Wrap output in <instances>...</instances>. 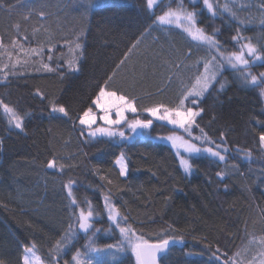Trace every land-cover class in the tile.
<instances>
[{"label":"trees","instance_id":"obj_1","mask_svg":"<svg viewBox=\"0 0 264 264\" xmlns=\"http://www.w3.org/2000/svg\"><path fill=\"white\" fill-rule=\"evenodd\" d=\"M169 2L163 0V4ZM211 2L221 8L227 4L229 11L210 16L200 0L195 4L184 0V5L199 14V26L209 34L218 30L217 39L226 48L236 49L231 38L239 30L264 49V0ZM148 23L144 0H0V39L5 45L11 48L9 40L27 36L25 47L39 44L45 58L52 56L44 62L60 66L52 73L22 65L11 74L0 71V99L27 114L21 131L10 127L0 110V258L20 264L22 245L35 241L42 264H54L51 243L75 221L64 188L68 178L76 182L73 195L77 201H90L95 209L94 228L101 229L94 237L98 247L120 238L107 219L103 204L107 195L146 238L155 240L166 229L178 240L182 237L161 264H219L209 250L216 248L229 257L241 251L247 264L259 251L258 241L264 236V149L259 144V134L264 132V96L258 87L244 85L237 73L225 70L223 90L216 84V90L200 101L204 112L197 123L218 143L223 133L229 152L225 162L207 156L193 159L190 174L183 172L169 143L158 139L173 131L166 123L154 120L145 135L123 141L89 140L80 136L75 117L52 119L47 102L36 95L39 88L48 97L80 110L90 105L99 85L115 71L109 83L135 97L138 107L175 103L191 77L186 54L191 49L192 58L198 46L175 27H157L141 37ZM138 37L141 43L129 53ZM77 43L82 55L75 48ZM126 53L128 59L117 69ZM69 60L78 64L79 71L69 69ZM5 63L9 61L0 58V66ZM174 64L183 67L177 70ZM251 70L264 72V62ZM141 116L150 118L146 113ZM176 132L186 136L182 130ZM193 135H200L199 128L193 129ZM249 150L251 155L245 159ZM54 152L65 157L58 161L66 165L64 174L46 167ZM121 152L127 163L126 177L120 176L115 164ZM218 172L225 173L222 180ZM87 243L88 236L80 233L56 260L75 264L71 255L77 249L83 252ZM189 252L195 255L189 258L185 255ZM95 256L111 259L104 253ZM116 259L134 264L130 252Z\"/></svg>","mask_w":264,"mask_h":264},{"label":"snow or ice","instance_id":"obj_2","mask_svg":"<svg viewBox=\"0 0 264 264\" xmlns=\"http://www.w3.org/2000/svg\"><path fill=\"white\" fill-rule=\"evenodd\" d=\"M210 16L218 15L219 11H229L227 4L223 7L217 4L215 7L211 0H200ZM190 3L195 4L196 0H190ZM261 10H264V4L261 5ZM144 11L147 14L149 23L141 33V37L150 33L154 28L175 27L185 34L191 41L195 42L198 47H203L208 52V56L196 62V72L190 78L189 83L184 85L177 101L171 105L164 103H155L151 106L143 105L138 107V101L135 97L130 96L127 92L120 88H114L109 83L112 81L116 72L113 71L107 77L103 84L99 85L98 92L91 99V103L86 108L77 110L63 103L57 97H48L39 88L36 89V95L42 101L47 102L48 113L52 119L69 120L75 117V122L80 126V136L87 137L89 140L102 141L110 140H127L132 137L126 134L125 129L129 130L134 135H140L144 130L151 129L153 121L166 122L172 126L173 131L167 136L158 137V139L166 140L175 150L179 164L186 174H190L193 170L192 160L207 156L214 158L218 162H225L228 155V147L226 146V138L223 133L219 137V143L212 139L200 128L197 123V118L201 117L204 109L199 107L200 101L210 90H216L214 86L219 84V90H223L224 84L223 72L231 70L237 73V78L240 79L246 86L258 87L260 95L264 96V72L258 74L251 72V67L257 61L264 62V49H258L248 37H244L237 30L232 36V41L237 45L235 50L228 49L224 44L217 39L218 30H214L209 34L203 27L199 26L198 13L195 10H189L184 5V0H179L173 6V0L163 4V0H144ZM159 11V14L157 12ZM43 17L44 13H40ZM23 41V42H21ZM29 38L27 36L20 37L18 40H9L11 48H8L4 41L0 39V58L7 59L9 63L0 66V71H5L6 75L11 74L17 65L36 66V71H44L48 73L58 71L57 67H53L50 63H45L44 60H52V56L46 58L43 55L44 48L37 44L35 47H25ZM51 43V40L48 41ZM141 43V38H137L128 49L130 53ZM76 49L80 50V55L83 54L81 45L77 43ZM52 48H48L51 52ZM15 53V56H14ZM191 49L186 54L187 59H191ZM23 57V59L21 58ZM128 59L126 53L124 58L119 61L116 68H121ZM37 61L39 64L37 65ZM70 70L79 71L78 64L74 60L67 61ZM177 70H180L182 64L173 65ZM0 110L6 117L7 122L13 128L24 130V120L26 113L18 110L15 106H11L3 99H0ZM146 113L148 117L140 118V113ZM132 114V118H129ZM199 128L200 135H193V129ZM176 130H182L185 135H178ZM187 137V138H186ZM259 144L264 149V132L259 134ZM238 151H243L238 149ZM245 159L251 155L250 150L245 152ZM65 157L58 153H53L52 159L47 162V169L53 170L56 173L64 174L66 165L58 163L63 161ZM115 164L119 168V174L126 177L128 174L127 163L124 153H120L115 160ZM224 172H218L217 176L222 180ZM111 184L112 181L108 180ZM76 182L68 178L64 188L67 193V198L73 208L72 216L75 218L74 223H69L64 234L54 243H51L49 249L52 254V262L59 264L56 257L61 252H66L69 241H75L80 233L88 236V243L84 246V251L77 249L74 255H71V261L75 264H123V260H117L116 257L120 253L130 251L134 257V264H161L162 260H166L167 254L171 245L182 242V237L177 239L173 231L168 229L157 235L155 240L146 238L144 233H138L136 229L128 223V216L121 212L120 207L113 202L109 196L103 197V204L107 214V219L119 232L120 238L115 243H108L103 247L96 246L95 235L101 229L94 228L95 209L90 201H77L73 195V188ZM81 203L87 204V207H82ZM172 226L169 225V229ZM259 251L248 259L247 264H264V236H261L258 241ZM23 256L20 264H42L40 256L37 255L39 249L35 241L29 244L22 245ZM213 260L219 261V264H243L242 252L237 251L229 257L228 253H220V249L214 251L209 249ZM104 253L110 257V261L97 259L95 254ZM219 254V255H218ZM187 257L192 258L194 253H186ZM0 264H11L10 261L0 258ZM63 264H69L68 260H64Z\"/></svg>","mask_w":264,"mask_h":264},{"label":"rangeland","instance_id":"obj_3","mask_svg":"<svg viewBox=\"0 0 264 264\" xmlns=\"http://www.w3.org/2000/svg\"><path fill=\"white\" fill-rule=\"evenodd\" d=\"M197 1H199V0H196V2ZM177 2H179V0H177ZM162 27V26H161ZM197 49V51H196V54H195V56H193L190 60H186V64H188V70L191 72V77L195 74V72H196V67H195V65H196V62L198 61V60H201V59H203V58H205V57H207L208 56V52L206 51V49L205 48H203V47H197L196 48ZM259 63H261L260 61H257L255 64H254V66L255 65H257V64H259ZM251 70V69H250ZM251 72H252V70H251ZM190 77V78H191ZM190 80V79H189ZM241 81V80H240ZM242 82V81H241ZM243 83V82H242ZM245 85V84H244ZM143 112H141L139 115H140V118H142V116H141V114H142ZM129 118L131 119L132 118V114H129ZM157 121V120H156ZM159 122H162V121H159ZM163 123H166V122H163ZM167 124V123H166ZM10 126V125H9ZM167 126H168V124H167ZM170 126V125H169ZM10 127H12V126H10ZM170 127H172V126H170ZM125 131H127V132H129L130 133V135H128V136H130V137H132V136H143V135H145L146 134V131L147 130H144L143 131V133L142 134H140V135H134V134H132L129 130H127V129H125ZM161 141H163L164 143H166V144H168L169 142H167L166 140H161ZM170 145V144H169ZM173 151L175 152V150L173 149ZM178 158V157H177ZM182 168V167H181ZM183 170V169H182ZM184 172V171H183ZM130 252V251H129Z\"/></svg>","mask_w":264,"mask_h":264},{"label":"water","instance_id":"obj_4","mask_svg":"<svg viewBox=\"0 0 264 264\" xmlns=\"http://www.w3.org/2000/svg\"><path fill=\"white\" fill-rule=\"evenodd\" d=\"M176 244V243H175ZM175 244H173V245H175ZM173 245H171V247L170 248H172L173 247Z\"/></svg>","mask_w":264,"mask_h":264}]
</instances>
